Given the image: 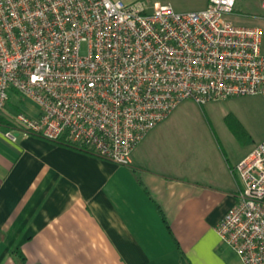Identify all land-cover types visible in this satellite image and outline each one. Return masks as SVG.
I'll use <instances>...</instances> for the list:
<instances>
[{
    "label": "built area",
    "instance_id": "2783aa9c",
    "mask_svg": "<svg viewBox=\"0 0 264 264\" xmlns=\"http://www.w3.org/2000/svg\"><path fill=\"white\" fill-rule=\"evenodd\" d=\"M237 3L179 11L145 1L0 0V118L9 123L0 120V134L40 135L129 165L184 100L264 97L263 31L233 22ZM19 93L36 112L16 102L11 110ZM234 173L241 191L216 230L241 264H264V139Z\"/></svg>",
    "mask_w": 264,
    "mask_h": 264
},
{
    "label": "crops",
    "instance_id": "0c3cea01",
    "mask_svg": "<svg viewBox=\"0 0 264 264\" xmlns=\"http://www.w3.org/2000/svg\"><path fill=\"white\" fill-rule=\"evenodd\" d=\"M123 1L179 11L208 4ZM249 27L264 41L263 27ZM176 110L129 165L40 135L0 134V264H185L180 249L189 264H241L216 226L241 191L234 167L256 143L231 153L213 127L206 143H176Z\"/></svg>",
    "mask_w": 264,
    "mask_h": 264
},
{
    "label": "rangeland",
    "instance_id": "374dc122",
    "mask_svg": "<svg viewBox=\"0 0 264 264\" xmlns=\"http://www.w3.org/2000/svg\"><path fill=\"white\" fill-rule=\"evenodd\" d=\"M232 19L244 25H259L264 28V20L259 15L263 12L260 0H239ZM258 14V15H256ZM264 52V41H263ZM11 103L21 102L25 108L36 112L33 102L24 94L11 95ZM22 100V101H19ZM195 103V104H194ZM27 109V110H28ZM175 119L172 122L175 142L182 145L206 143L213 127L221 136L223 143L231 153L242 152L250 145L257 144L264 139V97L244 96L230 98L208 103L201 107L192 100H187L176 110ZM12 115L11 110L9 111ZM232 113L242 123L249 138L246 144L242 143L232 132L227 115Z\"/></svg>",
    "mask_w": 264,
    "mask_h": 264
},
{
    "label": "trees",
    "instance_id": "16d2710c",
    "mask_svg": "<svg viewBox=\"0 0 264 264\" xmlns=\"http://www.w3.org/2000/svg\"><path fill=\"white\" fill-rule=\"evenodd\" d=\"M235 11H238V9H235ZM20 101H22V100H20ZM10 107H11V110L14 111V112L20 110V105H18V104L17 105H13L12 103H10ZM226 119H227V123H228L230 129L232 130V132L234 133V135L242 143L246 144L249 141L248 140L249 138L247 137L248 135H247L246 129L244 128L242 123L232 113H229L227 115ZM0 120L3 122V124L5 123V125L9 126V123L7 122V120L4 117H1ZM60 143L71 145V144L65 143L63 141L60 142ZM71 146L84 150L83 148H80L78 146H74V145H71ZM180 251H181V257H182L183 262L185 264H189L188 259H187L186 255H185V253L183 252V250L180 249Z\"/></svg>",
    "mask_w": 264,
    "mask_h": 264
}]
</instances>
